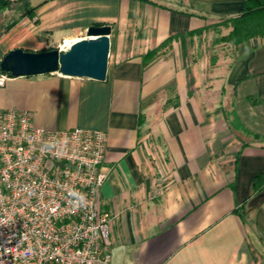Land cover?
Segmentation results:
<instances>
[{
  "label": "crops",
  "instance_id": "0c3cea01",
  "mask_svg": "<svg viewBox=\"0 0 264 264\" xmlns=\"http://www.w3.org/2000/svg\"><path fill=\"white\" fill-rule=\"evenodd\" d=\"M3 1L0 62L112 28L106 80L55 72L0 87V107L31 111L38 128L107 133L110 264H264V6Z\"/></svg>",
  "mask_w": 264,
  "mask_h": 264
},
{
  "label": "built area",
  "instance_id": "2783aa9c",
  "mask_svg": "<svg viewBox=\"0 0 264 264\" xmlns=\"http://www.w3.org/2000/svg\"><path fill=\"white\" fill-rule=\"evenodd\" d=\"M9 77L0 68V87ZM107 149L104 130L42 129L0 107V264H110Z\"/></svg>",
  "mask_w": 264,
  "mask_h": 264
},
{
  "label": "water",
  "instance_id": "95a60500",
  "mask_svg": "<svg viewBox=\"0 0 264 264\" xmlns=\"http://www.w3.org/2000/svg\"><path fill=\"white\" fill-rule=\"evenodd\" d=\"M111 32L112 28L108 25H92L85 35L64 50L26 51L16 48L4 56L0 68L11 77L59 72L69 77L104 81L108 74Z\"/></svg>",
  "mask_w": 264,
  "mask_h": 264
},
{
  "label": "trees",
  "instance_id": "16d2710c",
  "mask_svg": "<svg viewBox=\"0 0 264 264\" xmlns=\"http://www.w3.org/2000/svg\"><path fill=\"white\" fill-rule=\"evenodd\" d=\"M8 2L7 1H3V0H0V10L1 9H4L5 6H8ZM261 6H264V0H248L247 1V4H246V9L247 11L249 10H255ZM155 53V51H152L150 53V55H153Z\"/></svg>",
  "mask_w": 264,
  "mask_h": 264
},
{
  "label": "rangeland",
  "instance_id": "374dc122",
  "mask_svg": "<svg viewBox=\"0 0 264 264\" xmlns=\"http://www.w3.org/2000/svg\"><path fill=\"white\" fill-rule=\"evenodd\" d=\"M23 10H24L23 4L17 5L16 9L14 10V16L20 14Z\"/></svg>",
  "mask_w": 264,
  "mask_h": 264
},
{
  "label": "bare ground",
  "instance_id": "6f19581e",
  "mask_svg": "<svg viewBox=\"0 0 264 264\" xmlns=\"http://www.w3.org/2000/svg\"><path fill=\"white\" fill-rule=\"evenodd\" d=\"M74 41H76V40H70V39H68L67 41H66V43L64 44V47L65 48H67L69 45H71Z\"/></svg>",
  "mask_w": 264,
  "mask_h": 264
}]
</instances>
